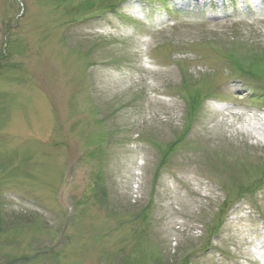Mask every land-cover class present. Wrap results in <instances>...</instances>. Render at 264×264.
Wrapping results in <instances>:
<instances>
[{"label": "rangeland", "instance_id": "obj_1", "mask_svg": "<svg viewBox=\"0 0 264 264\" xmlns=\"http://www.w3.org/2000/svg\"><path fill=\"white\" fill-rule=\"evenodd\" d=\"M118 1L0 0V264H264V0Z\"/></svg>", "mask_w": 264, "mask_h": 264}, {"label": "bare ground", "instance_id": "obj_2", "mask_svg": "<svg viewBox=\"0 0 264 264\" xmlns=\"http://www.w3.org/2000/svg\"><path fill=\"white\" fill-rule=\"evenodd\" d=\"M259 60V61H258ZM253 61H255V60H253ZM256 61H258L256 64H257V66H258V68L259 69H264V59L263 60H261L260 58H256ZM184 81V86H185V80H183ZM263 127H264V124H262V126H255V128L256 129H263Z\"/></svg>", "mask_w": 264, "mask_h": 264}, {"label": "trees", "instance_id": "obj_3", "mask_svg": "<svg viewBox=\"0 0 264 264\" xmlns=\"http://www.w3.org/2000/svg\"><path fill=\"white\" fill-rule=\"evenodd\" d=\"M237 64L241 65V62L238 61ZM251 67H254V64H252Z\"/></svg>", "mask_w": 264, "mask_h": 264}]
</instances>
